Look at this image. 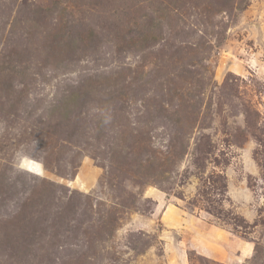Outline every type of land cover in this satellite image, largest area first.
I'll return each mask as SVG.
<instances>
[{
	"label": "rangeland",
	"instance_id": "obj_1",
	"mask_svg": "<svg viewBox=\"0 0 264 264\" xmlns=\"http://www.w3.org/2000/svg\"><path fill=\"white\" fill-rule=\"evenodd\" d=\"M0 264H264V0H0Z\"/></svg>",
	"mask_w": 264,
	"mask_h": 264
}]
</instances>
